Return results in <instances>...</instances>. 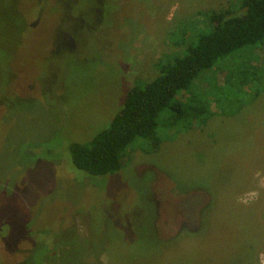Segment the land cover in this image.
Returning <instances> with one entry per match:
<instances>
[{
    "label": "rangeland",
    "instance_id": "obj_1",
    "mask_svg": "<svg viewBox=\"0 0 264 264\" xmlns=\"http://www.w3.org/2000/svg\"><path fill=\"white\" fill-rule=\"evenodd\" d=\"M39 1L0 0V264H264V81L258 98L231 86L209 95L225 59L248 64L259 46L201 72L183 103L203 110L163 112L156 152L136 143L118 172L92 177L68 148L107 127L185 32H205L201 11L236 12L238 1L96 0L102 19L74 50L49 48L47 32L93 1L42 13ZM31 13L45 26L26 39L19 23ZM209 100L222 110L211 106L210 120Z\"/></svg>",
    "mask_w": 264,
    "mask_h": 264
},
{
    "label": "trees",
    "instance_id": "obj_2",
    "mask_svg": "<svg viewBox=\"0 0 264 264\" xmlns=\"http://www.w3.org/2000/svg\"><path fill=\"white\" fill-rule=\"evenodd\" d=\"M235 1L239 3L236 12L201 11L199 15L205 21V28H202L205 32L195 33L194 39L189 41L185 32L176 45L179 51L166 53L155 64L157 74L153 79L134 82L126 93L122 108L107 127L86 143L69 144L70 157L77 170L92 177L114 174L123 167L131 150L136 149L132 148L136 143L144 153L156 152L161 146L157 136L159 116L166 110L178 111V117L200 113L203 108L187 109L183 103L194 80L201 72L212 70L219 60L245 47L259 46L257 59L248 64L240 61L239 57V60L230 57L223 60L231 66L230 71L224 75L222 83H209V95L218 101L231 86L234 95H241L239 92L248 89L252 94L247 95L253 98L260 96L263 89L258 86L264 81V72L259 71L261 67L258 68L257 64L261 59L259 52L264 53V0ZM212 103L209 100V120L215 115L211 106H214V111L215 107L221 110ZM207 117L202 120L204 125Z\"/></svg>",
    "mask_w": 264,
    "mask_h": 264
},
{
    "label": "flooded vegetation",
    "instance_id": "obj_3",
    "mask_svg": "<svg viewBox=\"0 0 264 264\" xmlns=\"http://www.w3.org/2000/svg\"><path fill=\"white\" fill-rule=\"evenodd\" d=\"M93 5H89L88 8L86 9V14L83 15L81 14L80 17L79 14H72L71 18L68 21H65L63 23V26L58 25L57 21L55 23L54 19L50 21L51 26H53L48 30V34L50 36L49 42H48V47L49 48H57V49H64L66 46L69 49H75L71 48V43L72 41H75L74 43L76 44V41L79 40V38H88V33H91L92 31L88 30V25H95L98 24L99 20L102 19V14L101 12H98V9L100 6L96 3V0H92ZM36 3V2H35ZM47 4L46 9L42 6L43 4ZM59 3V0H40L39 4L36 3V6L39 8L40 13H42L44 10L51 12L56 8V5ZM64 5V4H63ZM62 5V9H59V12H61L63 15L68 14L70 10H73L75 3L73 6L70 8L66 7L65 5ZM58 12V13H59ZM40 13L38 15H32V13L27 17L24 18L21 16L20 20V25L23 27L29 36L25 35V32L21 35H25L26 39H29V37L35 32L36 24L41 23L45 26L44 21L40 17ZM54 13V11H53ZM31 28V31H29ZM93 29L95 26L92 27ZM26 33V34H27ZM86 34V36H84ZM74 44V45H75ZM78 50V49H77ZM16 71H19L16 70Z\"/></svg>",
    "mask_w": 264,
    "mask_h": 264
}]
</instances>
